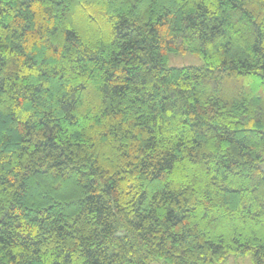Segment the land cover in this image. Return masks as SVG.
<instances>
[{
  "label": "trees",
  "instance_id": "16d2710c",
  "mask_svg": "<svg viewBox=\"0 0 264 264\" xmlns=\"http://www.w3.org/2000/svg\"><path fill=\"white\" fill-rule=\"evenodd\" d=\"M185 51L203 65L168 66ZM249 253L264 0H0V264Z\"/></svg>",
  "mask_w": 264,
  "mask_h": 264
},
{
  "label": "rangeland",
  "instance_id": "374dc122",
  "mask_svg": "<svg viewBox=\"0 0 264 264\" xmlns=\"http://www.w3.org/2000/svg\"><path fill=\"white\" fill-rule=\"evenodd\" d=\"M203 59L190 52H170L168 56L169 67H182V66H200L203 65ZM253 258L251 253L245 255H230L223 262L215 264H252ZM152 264H160L158 260H153Z\"/></svg>",
  "mask_w": 264,
  "mask_h": 264
},
{
  "label": "bare ground",
  "instance_id": "6f19581e",
  "mask_svg": "<svg viewBox=\"0 0 264 264\" xmlns=\"http://www.w3.org/2000/svg\"><path fill=\"white\" fill-rule=\"evenodd\" d=\"M166 18V17H165ZM169 25V24H168ZM174 25V24H173ZM168 28V27H167ZM197 31V30H196ZM178 32V31H177ZM184 35V34H183ZM168 55V54H167ZM164 59H166L165 57H164ZM166 61V60H165ZM201 68V67H200ZM171 69V68H170ZM173 69V68H172ZM171 69V70H172ZM183 69V71L185 70L184 68H182ZM187 76V75H186ZM171 91V90H170Z\"/></svg>",
  "mask_w": 264,
  "mask_h": 264
}]
</instances>
